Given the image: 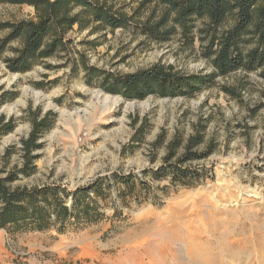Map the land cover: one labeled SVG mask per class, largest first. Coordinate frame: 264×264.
I'll return each instance as SVG.
<instances>
[{"label": "rangeland", "instance_id": "rangeland-1", "mask_svg": "<svg viewBox=\"0 0 264 264\" xmlns=\"http://www.w3.org/2000/svg\"><path fill=\"white\" fill-rule=\"evenodd\" d=\"M108 1L133 15L132 24L93 33L74 26L66 34L70 42L65 53L40 60L24 73L8 71L3 62L18 42L2 51L0 95L7 92L8 96L0 104V115L13 116L15 127L0 135V155L10 148V164H20L17 149L31 129V113L37 109L40 115L54 113L40 138L42 147L34 152L36 172L15 184L57 183L72 190L96 177L112 178L113 173L141 176L143 170L159 165L164 153V146L159 147L157 158L149 162V143L158 133L164 131L165 142L176 131L186 137L200 118L209 119L205 139L213 137L216 143L214 152L201 163L209 175L188 187L146 177L148 185L142 186V192L120 196L118 188L111 187L101 203L100 221L64 232L0 228V263L264 264V80L257 73L216 76L212 86L192 98L149 95L127 100L118 95L121 101L108 113H100L96 103L89 122L82 112L61 120L59 109H84L92 89L103 91L98 80L86 82L83 62L99 69L98 78L104 72L122 75L157 62L186 73L206 75L212 70L204 54L207 40H200L197 31L201 20H195L189 34L192 43L178 28L160 42L139 27L150 15L151 4L138 8L141 0ZM33 15V7L27 4L0 2V25ZM6 31L0 28V38ZM38 81L44 82L43 87L36 86ZM222 85L238 96L226 94ZM35 91L47 95L53 104ZM13 104L15 110L9 111ZM141 120L146 122L143 142L132 153H121ZM56 128L58 136L50 140Z\"/></svg>", "mask_w": 264, "mask_h": 264}, {"label": "trees", "instance_id": "trees-1", "mask_svg": "<svg viewBox=\"0 0 264 264\" xmlns=\"http://www.w3.org/2000/svg\"><path fill=\"white\" fill-rule=\"evenodd\" d=\"M3 3L27 4L34 9L30 18L4 22L6 29L0 38V57L5 47L17 41L12 55L3 58L8 71L24 73L40 60L65 53L70 40L66 34L77 27L78 31L100 29L114 31L132 24L133 15H127L108 0H0ZM152 5L150 15L140 25L143 34L155 40H168L178 28L189 37L195 20H201L197 28L200 40H207L204 54L210 60L212 70L208 74L186 73L172 65L157 62L149 68L132 73L112 75L82 63L90 84L98 80L106 93L120 95L124 99L142 100L149 95L158 97L192 98L198 92L214 84L216 76L234 72L257 73L264 80V0H141L138 8ZM157 13V15H156ZM50 67V65H47ZM38 88L44 82L35 83ZM221 89L230 96L238 93L228 86ZM8 93L0 95V104ZM4 99V100H3ZM40 109L29 117L31 129L20 140V164H10V148L0 155V228L13 232L56 229L64 232L68 227L78 228L103 218L102 202L109 196V189L117 187L118 195L142 192L148 185L143 179H167L171 184L192 186L209 175L202 165L216 149L213 137L205 139L208 118H200L192 124V132L183 137L176 131L165 142L164 131L149 143V162L157 158V150L164 146L159 165L142 171L141 176L132 173H113L112 178L96 177L69 190L57 183L18 185L16 181L34 174L37 170L34 152L42 147L41 136L49 129L54 113L40 115ZM137 122L134 119V123ZM15 127V118L0 115V135H6ZM146 122L140 121L121 153L129 154L143 142ZM1 264V263H0Z\"/></svg>", "mask_w": 264, "mask_h": 264}, {"label": "bare ground", "instance_id": "bare-ground-1", "mask_svg": "<svg viewBox=\"0 0 264 264\" xmlns=\"http://www.w3.org/2000/svg\"><path fill=\"white\" fill-rule=\"evenodd\" d=\"M90 94H91V101L86 104L87 106L84 109L77 108V109H75L73 111H69V110H66V109H59V114H60L61 120H63L66 116L67 117H70V118H74L73 117L74 115L79 114L80 112H82V116L84 117V120L86 122H89V120H90V114L92 113L91 108L96 103L98 104V107L100 109V113L101 112H107L108 113V112L111 111V109L113 107H115L116 105H118V103L121 101V97L120 96H118V95H111V94L105 93V92H103L100 89H92L90 91ZM35 95L37 97H46L48 99V104L49 105H52L53 104L49 100V97L47 95H45L44 93H42L40 91H35ZM18 102L19 103H22L23 101L20 99ZM15 108H16V104H13L8 110L9 111H12V110H15ZM108 118H110V115L108 116ZM58 133H59V129L56 128V129H54L49 134L48 138L50 140L55 139V138H57ZM258 194H259V192H257V191L254 192V196H256Z\"/></svg>", "mask_w": 264, "mask_h": 264}]
</instances>
